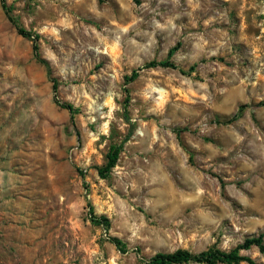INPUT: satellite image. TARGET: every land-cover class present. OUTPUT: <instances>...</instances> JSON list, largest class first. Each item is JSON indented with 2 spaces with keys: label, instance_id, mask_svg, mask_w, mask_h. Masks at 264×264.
<instances>
[{
  "label": "rangeland",
  "instance_id": "374dc122",
  "mask_svg": "<svg viewBox=\"0 0 264 264\" xmlns=\"http://www.w3.org/2000/svg\"><path fill=\"white\" fill-rule=\"evenodd\" d=\"M3 3L0 264H149L264 241V0ZM15 25L37 34L55 92ZM172 46L174 68L124 79Z\"/></svg>",
  "mask_w": 264,
  "mask_h": 264
},
{
  "label": "trees",
  "instance_id": "16d2710c",
  "mask_svg": "<svg viewBox=\"0 0 264 264\" xmlns=\"http://www.w3.org/2000/svg\"><path fill=\"white\" fill-rule=\"evenodd\" d=\"M134 1H137V0H134ZM0 6L3 10L6 11V7L3 3V0H0ZM15 29L19 35L31 40V48H32L33 55L40 62H42L43 65L45 66L46 75L47 77H49L51 81V89L53 92H55L56 85H57L56 80L55 78L50 76L49 68L45 60H43L42 58H39L37 54V46H36L37 34L32 33L31 31L26 30L16 25H15ZM174 49H175V46L170 47L167 51L166 57L163 59L150 60L148 62H145L142 66L132 69L128 75L124 76V79L126 81L133 79L134 77L137 76L139 69L143 67L159 66V67L174 68L175 67L174 64L171 62V60H169V56L171 55ZM194 66L195 64H191L188 67V70H193ZM53 101L58 106L68 110L69 112H74L75 110V108L70 103L60 102L59 100H57L54 94H53ZM235 117L236 116L233 115L224 122L231 121ZM128 123H129V126H128L126 135L118 143L111 144L108 147L105 153L104 163L100 166L95 167V170L99 176L101 177L106 176V174L110 171V169L115 165V162L118 157V153L120 152L124 141L126 140L128 135L131 133L132 124L131 122H128ZM90 219L94 222H99L103 225H107V219L103 216L96 217L93 214H91ZM262 236H263L262 232L256 235L246 236L242 239L240 243H237L234 247H232L228 251H221L218 249L209 248L204 251H200L198 253H191L183 249H176L171 252H156L149 257L148 262L149 264H176V263H181V262H186V261H194V262H203L205 264H217V263L237 264L240 261H245L248 264H254L250 257L240 254L239 251L248 249L250 246H255L258 252H260L264 256V241L262 239ZM111 239H112V242L116 246H119L121 244L119 239L117 238H111Z\"/></svg>",
  "mask_w": 264,
  "mask_h": 264
}]
</instances>
